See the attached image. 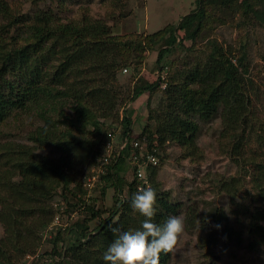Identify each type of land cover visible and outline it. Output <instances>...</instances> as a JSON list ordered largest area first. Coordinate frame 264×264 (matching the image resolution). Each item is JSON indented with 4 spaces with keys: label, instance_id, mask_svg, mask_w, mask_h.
Here are the masks:
<instances>
[{
    "label": "trees",
    "instance_id": "1",
    "mask_svg": "<svg viewBox=\"0 0 264 264\" xmlns=\"http://www.w3.org/2000/svg\"><path fill=\"white\" fill-rule=\"evenodd\" d=\"M232 1L196 0V8L177 25L122 40L101 20L83 17L64 23L49 9L22 18L0 0V125L13 108L23 112L22 116H37L42 121L27 133L29 144L0 142V224L4 230L0 264H25L24 257L36 253L39 234L58 219L56 198L63 201L65 213L83 209V216L66 227L54 225L49 230L54 247L48 260L52 264H105L103 254L116 235L111 229L140 227L143 217L134 214L130 206L141 184L136 167L131 182L126 183L120 175L133 150L128 143L116 162L102 165V172L97 174L101 195L109 187L116 193L114 207L105 219L95 198L89 203L85 200L80 180L100 165L111 129L119 126L121 141L129 140L133 120L129 114L119 117L121 97L114 86L118 72L129 66L140 67L146 52L156 51L159 65L164 54L177 49L186 53L182 66L166 77L163 99L148 118L154 126L145 127L143 132L148 134L150 147L153 142L159 146L176 143L191 156L197 150L198 121L219 117L220 139L227 153L236 164L243 165V173L252 172L255 181L243 196L249 207H236L248 221L246 233L231 228L225 212L218 209L210 221L199 220L206 236L203 239L207 246L222 237L238 245L246 242L250 250L264 248V182L257 175L264 170V160L254 153V148L264 149V121L255 113L257 106L246 84L245 55L235 66L231 55L215 41L208 39L206 45L196 47L204 38L207 19L212 18L210 8L227 10ZM240 5L244 14L258 17L264 0H242ZM136 70L134 80L139 75V68ZM151 87L136 89L129 100L134 101ZM45 147L50 149L48 154L41 152ZM251 152L254 157L245 162ZM155 168L147 167L146 178L156 191L153 222L162 225L169 216L179 215L181 204L161 188ZM244 179L245 174L241 179L230 177L219 183L220 191L229 195L234 205ZM260 179L262 184H258ZM124 186L126 196L122 195ZM96 219L99 224L89 231L87 223ZM195 220L188 215L186 223L194 226ZM171 256L172 251L162 253L159 264H168Z\"/></svg>",
    "mask_w": 264,
    "mask_h": 264
},
{
    "label": "rangeland",
    "instance_id": "2",
    "mask_svg": "<svg viewBox=\"0 0 264 264\" xmlns=\"http://www.w3.org/2000/svg\"><path fill=\"white\" fill-rule=\"evenodd\" d=\"M5 1L14 15L22 18H30L37 11L49 9L64 23L78 22L83 17L101 20L111 27L112 35L122 37V40L132 39L137 35L152 34L167 25L175 26L185 15L196 8V0ZM241 1L233 0L229 3L227 10L212 11L210 8L208 13L212 18L207 19L208 26H206L204 38L197 42L196 47H203L209 39L219 43L227 54L231 55V60L235 62L245 55L246 84L251 97H253V104L257 106L255 113L258 112L259 118L264 121V9L260 8L262 12L258 17L253 14H244V8L240 5ZM219 19L223 20V24ZM186 45L190 46L191 43L188 42ZM185 56L186 53L183 50H169L157 65L149 63L148 52H146L142 65L138 67L140 78H137V81L133 79L132 75L138 68L129 66L125 73L122 70L118 72L119 74L117 73L114 82L115 90L121 97L118 108L119 117L129 114L133 120L128 141L146 137L148 153H152L155 158L156 165L150 166L144 162L143 177L146 178L148 175L147 167H156L157 180L161 184V188L169 191L172 197L181 204L179 215L184 217V230L178 235L168 264H264V248L250 250L247 248L246 242L238 245L233 240L226 241L222 237L217 239L216 244L207 246V242L203 239L206 236L204 230L201 229L199 220L203 217L210 221L211 214L218 209L225 212L228 217V225L231 228L246 233L244 230L248 226V221L240 215L241 211L236 207L239 205L249 207L248 201H244L243 196L247 189H252L255 181V176H250L252 172L243 173L244 167H241L243 165L236 164L227 153V148L224 147L220 139L221 121L219 117L207 122L198 121L197 150L191 156H186L187 152L176 143L167 142L159 146L153 142V146L150 147L148 134L143 132L145 127L154 126V122L148 118L152 116L151 112L163 99L161 96L164 86L162 87V85H165L166 77L175 68L182 66ZM145 78L153 81L150 84L151 90L131 102L129 100L131 95L137 86L145 84ZM66 111L69 113L68 109ZM22 113L14 108L5 113L7 118L0 125V142L30 143L26 138L27 133L36 126L42 125V121L37 116H22ZM51 114L53 117L57 116ZM109 132L112 134L113 142L119 147L122 142L119 137L120 127L118 126L115 130L111 129ZM254 149H256L254 153H258V156L262 155L261 160H264V149L258 147ZM49 151L50 149L47 147L41 150L45 154H48ZM133 154L134 152L131 150V155L126 159L123 171L120 172L126 183L131 182L134 177V163L131 161ZM253 157V152L246 155L245 162H251ZM95 170L86 172V176L81 178L82 191H84L85 200L88 203L89 200L91 202V199L97 200L96 205L104 211L102 218L105 219L114 207L116 193L114 188L109 187L105 190V194L101 195L100 189L97 188ZM244 174V185L240 190V196L234 198V205L229 195L220 191L219 183L230 177L241 179ZM257 175L264 182V170L257 171ZM258 184H262L261 179ZM126 191L127 188L124 186L123 196H126ZM75 192L79 194L78 190ZM55 206H59L58 220L55 221L57 226L66 227V225L82 219L83 209H78L74 213H65V206L60 198L55 199ZM188 215L194 216L196 219L194 226L187 225ZM98 224V219L87 223L89 231H92ZM3 234L4 230L0 224V239ZM39 237H41L40 246L36 251L39 253V258H34L35 260L30 264H52L48 258L51 257L54 247L53 235L49 231H43ZM243 237L246 240V234H243ZM54 260L58 261L57 257H54ZM22 262L20 261V263Z\"/></svg>",
    "mask_w": 264,
    "mask_h": 264
},
{
    "label": "clouds",
    "instance_id": "3",
    "mask_svg": "<svg viewBox=\"0 0 264 264\" xmlns=\"http://www.w3.org/2000/svg\"><path fill=\"white\" fill-rule=\"evenodd\" d=\"M155 204L156 191L151 186L137 190L130 206L134 214L143 217L140 227L111 229L116 235L103 254L105 264H159L160 255L173 250L184 230V217L173 215L162 225L154 223Z\"/></svg>",
    "mask_w": 264,
    "mask_h": 264
},
{
    "label": "built area",
    "instance_id": "4",
    "mask_svg": "<svg viewBox=\"0 0 264 264\" xmlns=\"http://www.w3.org/2000/svg\"><path fill=\"white\" fill-rule=\"evenodd\" d=\"M232 63H234V65L236 66V62L234 60H231ZM123 72L125 73L126 70H123ZM165 87V85H162V87ZM163 87V88H164ZM127 143L132 147L133 149V157L132 160L134 163V167H136V176L137 179L141 182V184L138 186V189L143 188L144 186H148L147 183V179L143 177V171H142V166L144 165V162H147L149 165H156L155 164V158L154 155L152 153H148L149 151L147 150V141H146V137H141L139 139H135L133 141H128L125 140L124 142H121V144H119L116 146V143L113 142L112 140V134L109 133L108 134V142H107V146H106V153L104 154L103 158L101 159V163L100 165L96 168V173H101L102 172V165H109L110 163H115L116 159L119 155V152L122 148H124ZM118 147V149H117ZM58 219L56 218L55 221H57ZM56 224V222H54L53 225H51L47 231H49L50 229L53 228V226ZM37 258H39V253L36 252L34 255H26L24 257V261L25 264H30L33 260H35ZM35 258V259H34Z\"/></svg>",
    "mask_w": 264,
    "mask_h": 264
},
{
    "label": "crops",
    "instance_id": "5",
    "mask_svg": "<svg viewBox=\"0 0 264 264\" xmlns=\"http://www.w3.org/2000/svg\"><path fill=\"white\" fill-rule=\"evenodd\" d=\"M145 35H148V34H145ZM151 53V54H150ZM157 52H148V58H149V63L150 64H152V63H156V60H157V54H156ZM142 71L144 72V69H142ZM143 72L140 74L141 76L143 75ZM138 78H140L139 76H138ZM137 81V80H136ZM145 84L143 83L142 85H139V86H137L136 88L138 89V88H142V87H145V86H147V85H150L153 81H150V79H146L145 78ZM144 94V93H143ZM142 94V95H143ZM140 97V96H139Z\"/></svg>",
    "mask_w": 264,
    "mask_h": 264
}]
</instances>
